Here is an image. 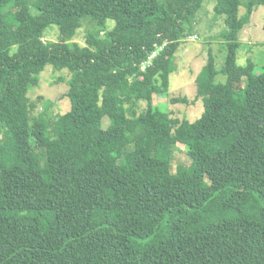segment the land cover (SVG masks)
Wrapping results in <instances>:
<instances>
[{"label":"trees","instance_id":"trees-1","mask_svg":"<svg viewBox=\"0 0 264 264\" xmlns=\"http://www.w3.org/2000/svg\"><path fill=\"white\" fill-rule=\"evenodd\" d=\"M202 1L0 0V264H264V65L237 63L264 0H216L222 64L209 50L193 101L167 100L201 99L198 118L154 104ZM108 19L103 46L93 28L73 40ZM47 64L69 73L79 143L28 96ZM178 143L189 161L173 170Z\"/></svg>","mask_w":264,"mask_h":264},{"label":"rangeland","instance_id":"rangeland-1","mask_svg":"<svg viewBox=\"0 0 264 264\" xmlns=\"http://www.w3.org/2000/svg\"><path fill=\"white\" fill-rule=\"evenodd\" d=\"M163 1V0H159ZM216 0H203L201 8L197 13L196 24L192 28L190 35L177 43L175 52L170 57L169 89L168 96H157L154 104L163 110H170L175 115L185 117L190 121L198 118L203 110L201 99L193 103L181 104L170 103V97L185 96L189 101H193L196 93L195 76L206 63L208 51L210 50L216 60V66L222 64L224 58V45L220 37L221 31L225 28L224 15H217L214 12ZM243 5L239 7V14L244 12ZM264 7L257 5L252 11L250 20L246 23L239 34L241 47L237 53V63L243 65L246 56L251 57L258 66L264 65ZM115 26L111 19L107 20L105 28H99L87 21L83 22L73 40L80 44L85 43V32L93 28L99 39L101 46L107 40L108 32ZM44 34V41H55L59 33L55 25L48 27ZM150 67H153L151 62ZM245 75V74H244ZM69 73L66 69L56 70L47 64L38 76V83L28 90V96L35 103L36 110H41L43 106L49 105V117H54L59 113L63 118L64 137L71 143L80 142V134L73 125L69 114V99L67 97ZM144 105V104H143ZM7 147L11 149V140L3 138ZM187 147L183 144H175L172 148V169L175 170L177 164H187L189 157ZM34 165L38 156H35ZM254 203L249 202L248 207Z\"/></svg>","mask_w":264,"mask_h":264},{"label":"built area","instance_id":"built-area-1","mask_svg":"<svg viewBox=\"0 0 264 264\" xmlns=\"http://www.w3.org/2000/svg\"><path fill=\"white\" fill-rule=\"evenodd\" d=\"M156 54H157V50L153 51V52L147 57V59H146L144 62H142V63L140 64V68H141L142 70H144V69H146L147 67H149L150 64H151V62L153 61V58L155 57Z\"/></svg>","mask_w":264,"mask_h":264}]
</instances>
